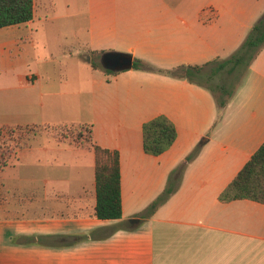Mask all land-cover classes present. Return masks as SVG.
<instances>
[{
  "label": "crops",
  "instance_id": "0c3cea01",
  "mask_svg": "<svg viewBox=\"0 0 264 264\" xmlns=\"http://www.w3.org/2000/svg\"><path fill=\"white\" fill-rule=\"evenodd\" d=\"M263 14L264 0H33L29 21L1 27L0 126L91 124L94 142L119 154L122 213L94 216L92 150L38 131L0 168V264H264V204L219 199L264 142V45L220 108L184 77L90 64L115 51L158 70L210 65ZM64 19L87 24L81 48L54 30ZM51 38L59 57H40ZM158 115L177 135L152 155L142 124ZM182 162L176 189L140 217Z\"/></svg>",
  "mask_w": 264,
  "mask_h": 264
},
{
  "label": "trees",
  "instance_id": "16d2710c",
  "mask_svg": "<svg viewBox=\"0 0 264 264\" xmlns=\"http://www.w3.org/2000/svg\"><path fill=\"white\" fill-rule=\"evenodd\" d=\"M33 16V0H0V28L29 21ZM264 45V14L257 20L247 33L239 48L229 57L221 60L214 70L223 68L230 63L231 72L239 67H248L261 47ZM98 52L91 55L90 64L99 68L107 75L114 72L104 69L100 62ZM210 62L201 65H181L171 70H158L139 58L132 59V68L146 71H158L168 75L184 77L192 83L206 86L210 77H205L204 67ZM221 94L215 99L218 107L226 103L223 94L224 87L220 86ZM214 93V92H213ZM38 131H44L57 140H68L72 144L92 150L94 154V179L96 204L94 216L99 219H117L121 217V187L119 154L97 145L93 140L92 125L89 123H60L41 125L0 126V168L5 165L10 157V152L22 146L26 140ZM176 129L171 120L164 115L155 116L142 124V147L152 155H159L167 150L175 141ZM198 152L195 147L187 156L190 161ZM182 162L175 167L167 180L163 191L145 208L140 217L150 216L156 208L167 200L176 189L180 177L186 166ZM251 199L264 204V142L250 156L243 167L237 172L228 185L221 191L219 199L230 201L233 199Z\"/></svg>",
  "mask_w": 264,
  "mask_h": 264
},
{
  "label": "rangeland",
  "instance_id": "374dc122",
  "mask_svg": "<svg viewBox=\"0 0 264 264\" xmlns=\"http://www.w3.org/2000/svg\"><path fill=\"white\" fill-rule=\"evenodd\" d=\"M54 26H55L54 30L63 32L66 38H68L71 41V45H73L70 47L71 50H74L75 48H81L80 47L81 42L85 38V36H87V28H88L87 24L83 20L64 19L62 23L55 24ZM56 40L57 39H53V38L45 40L47 44V49L45 51L44 50L41 51L40 57L42 58L45 57V59L48 57H59L60 53L54 51V45ZM69 45L70 44H68L67 46ZM62 61H67V60H61V62ZM79 61L84 62V60L82 59H80ZM220 61L221 60L216 59L214 62H212V64L208 65V67H206V71H205L206 73L204 75L205 77H210V79H208L206 82L210 87H212L213 92L216 96L221 94V90L219 89L220 86L224 87L226 91L231 90L238 83L245 69V67L243 66L231 72L229 70L231 64L228 63L223 68L219 70L218 69L214 70V68L217 67ZM223 96L225 95L223 94ZM41 136L42 135H40L39 133H36L29 138V141L32 142L37 141L38 138Z\"/></svg>",
  "mask_w": 264,
  "mask_h": 264
},
{
  "label": "water",
  "instance_id": "95a60500",
  "mask_svg": "<svg viewBox=\"0 0 264 264\" xmlns=\"http://www.w3.org/2000/svg\"><path fill=\"white\" fill-rule=\"evenodd\" d=\"M99 62L104 69L113 72L128 69L132 66V58L129 54L115 51L103 52L99 57ZM138 221L139 218L137 217L129 219V222L131 223H137Z\"/></svg>",
  "mask_w": 264,
  "mask_h": 264
}]
</instances>
